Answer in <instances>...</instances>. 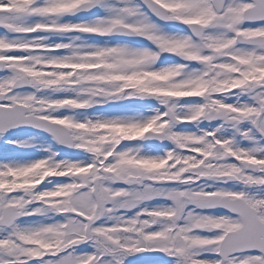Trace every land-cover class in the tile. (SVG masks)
Returning <instances> with one entry per match:
<instances>
[{
	"label": "snow or ice",
	"instance_id": "obj_1",
	"mask_svg": "<svg viewBox=\"0 0 264 264\" xmlns=\"http://www.w3.org/2000/svg\"><path fill=\"white\" fill-rule=\"evenodd\" d=\"M95 7L107 14L91 22H61L66 15ZM153 16L183 24L190 34L164 33ZM244 21H264V0H0V72L5 73L0 76V137L30 125L46 130L61 145L90 154L86 162L56 160L54 153L28 163H0V264H125L129 256L142 253H163L173 264H264V24L243 28ZM41 33L139 36L156 49L78 44L81 36L52 43ZM61 50L65 54H55ZM162 53L201 67L182 63L154 68ZM145 73L177 75L166 85L137 86L133 78ZM209 83L215 86L208 93L170 94L177 89L191 93ZM25 86L35 91H16ZM57 92L69 95L56 97ZM228 96H235L236 102L227 103ZM242 96L247 99L241 101ZM145 97L155 98L165 110L156 109L149 117L84 120L74 114L54 115L61 109L74 113ZM193 97L201 102L179 105L181 99ZM217 119L221 123L211 131H175L178 124L198 126L201 120ZM133 129L134 135H112ZM175 133L186 142L178 145ZM147 138L166 139L175 148L150 156L139 148L118 147L123 141ZM240 140L250 147H240ZM7 143L29 146L15 139ZM192 158L202 166L185 169L183 161ZM40 166L54 173L39 184L18 179ZM217 166L236 175L206 174ZM50 177L69 180L39 190ZM230 181L243 185L242 190H208ZM111 182L128 187L113 188ZM168 182L176 187H163ZM65 192L71 196L57 203ZM216 193L226 194L221 207L228 215L195 211L216 208V199H209ZM154 198L172 203L142 207L131 218L114 215ZM49 212L62 220L35 227L17 223L21 217ZM104 216L115 223L97 224ZM201 231L214 235L203 237ZM89 243L93 251H77ZM206 253L211 257L204 258Z\"/></svg>",
	"mask_w": 264,
	"mask_h": 264
},
{
	"label": "rangeland",
	"instance_id": "obj_2",
	"mask_svg": "<svg viewBox=\"0 0 264 264\" xmlns=\"http://www.w3.org/2000/svg\"><path fill=\"white\" fill-rule=\"evenodd\" d=\"M109 3H112V0H108ZM99 12L101 13L100 15L102 16H97L93 19H90V21L88 22H91L95 19H97L98 17H104L107 13L105 11L104 8H101L100 7V10ZM61 22H71V21H67V20H61ZM161 29V28H160ZM162 32L164 33H167V34H179V35H184L182 33H174L173 31H170V30H163L161 29ZM220 31V30H219ZM67 43V42H66ZM79 44V43H78ZM116 45H122V46H126L124 44H120V43H111L110 46H116ZM130 48V46H127ZM134 48V47H133ZM135 49V48H134ZM145 49V48H143ZM63 55V54H61ZM164 66H169L168 64H162V65H154V68H160V67H164ZM192 69V68H191ZM175 80L174 77H169L167 80H143L142 82L140 83H137L136 82V85L137 86H144V85H147L149 87H157V86H161V85H166L168 84L169 82ZM17 92L23 94V93H27V92H33L32 89L30 90H27V89H22V90H16ZM65 95H69V93H66V92H57L55 93V96L56 97H62V96H65ZM132 100V99H131ZM129 99H125V100H120V101H113L114 102V105L109 107L107 106L108 103L112 102H108V103H102V104H97L95 106H101V105H104V106H107V108L99 111V112H88L87 110L89 109H84V110H76L75 113H70V112H67V111H57L56 113H54V115L56 116H63V115H69V114H74L75 117L79 120H84V119H94L96 117H106V118H111V117H149L151 116V112H149L147 115L144 114V113H139V112H136V111H133V110H121L118 108V105L123 103V102H128V101H131ZM117 104H116V103ZM193 103H196V102H179V105L180 106H186V105H189V104H193ZM116 104V106H115ZM155 107H152L151 110L153 111ZM178 109L180 110V108L178 107ZM221 123V122H220ZM219 123V124H220ZM195 125V124H194ZM218 125V124H217ZM217 125L214 127L216 128ZM200 130H207L206 128H200ZM212 130V129H211ZM122 132V130H119ZM125 131V130H124ZM175 131L177 132H184V133H194L191 129L187 128V129H183V130H179V129H175ZM126 132V131H125ZM231 132V129H228L225 131V134H229ZM128 134V132H127ZM112 135H115L116 137H118L116 135V131H114L112 133ZM129 135V134H128ZM219 135V133H218ZM8 139H15V140H18V141H24L26 142L29 146H25V147H20V146H15L17 148L16 151H11L7 156H0V163H8V162H14V163H28V162H31V161H35V160H39V159H42V158H47L49 156H51L52 154H54V150L53 148L50 146L49 144V141H48V138L46 136H41L40 140L34 138L32 136V134L30 133H25V134H19L15 137H9V138H4L3 140L5 142H7ZM240 143V142H239ZM240 145V144H239ZM121 150H125V149H129V148H132V149H135V148H139L140 149V152L141 154L143 155H150V156H160V155H157L155 153H152L151 151H149L148 149L142 147L141 145L139 144H136V143H133V142H129L128 143H121V145L118 146ZM240 147H245L243 145H240ZM41 148L43 150V152H41ZM175 146L171 147V148H168V149H174ZM0 149H2V146L0 145ZM168 149H165V152L166 150ZM54 159L56 160H67V161H85L83 160L82 158L80 157H68V156H60V157H57V156H54ZM186 161V162H185ZM183 161V164H184V167L185 169L187 170H192V169H195V168H199L202 166V162L201 161H197L195 160V158H192L190 160H185ZM86 162V161H85ZM150 166V165H148ZM174 167V166H173ZM220 166H217L215 168V170L211 171V172H208L206 174H212V175H218V174H221V173H226V172H229V170H233V169H228V170H224V169H220L219 168ZM163 169H169V166L168 165H164L162 166ZM46 169V168H45ZM40 171L39 169L38 170H34L32 172H28L27 174V177L25 176H19L18 179L25 183V179H36L38 178V176L36 175V173ZM68 177H66L62 182H58L56 179L50 181V178H48L46 180V182H43L42 184H40L38 186V189L39 190H44V189H51L53 188L55 185L57 184H62V183H65V182H68ZM49 181L51 183H49ZM202 183V182H200ZM198 183L197 185L195 186H199ZM212 182L209 181V184H211ZM111 187L113 188H117L119 189V187H116L115 185H111ZM163 187H176V184L175 182H168L166 184L163 185ZM215 187H223V188H228L230 190H236L234 189L232 186L230 185H227V186H222L220 183H218L217 185H214L213 188H209L208 190H214ZM217 194H220V193H216L215 195ZM62 199L60 200H57V203H64L65 202V198H69L71 196V193L70 192H65V193H62V194H59ZM162 199V198H161ZM209 199H212V197H209ZM162 200H165V199H162ZM164 206H168L167 203H156L155 205H151L149 206V208H155V207H164ZM215 206V205H214ZM202 213V212H201ZM212 214H208V215H214V216H219L217 215V212L214 210L211 212ZM203 214V213H202ZM41 215V214H40ZM99 221H97L96 223L97 224H104V225H111L113 223H108L106 221H103L101 220L100 223H98ZM36 222H28V221H23L22 223H20L19 225L21 227H27V226H30V227H35L34 224ZM115 223V222H114ZM229 228H232L231 226H229ZM199 235H201L200 233H198ZM203 236V235H201ZM205 237V236H203ZM78 252H91L89 250V248H86V249H80L78 250ZM206 254H204V258H210L211 257V254L208 255V257H205Z\"/></svg>",
	"mask_w": 264,
	"mask_h": 264
},
{
	"label": "clouds",
	"instance_id": "obj_3",
	"mask_svg": "<svg viewBox=\"0 0 264 264\" xmlns=\"http://www.w3.org/2000/svg\"><path fill=\"white\" fill-rule=\"evenodd\" d=\"M175 75L177 74H171V73H145L142 77L138 76V77H134L133 79L135 80V82L140 83L143 80H167L169 77H175ZM208 87V85H197L193 91L191 93H184L181 92L179 89H177L176 91H174L173 95H187V94H200L201 92H203L206 88ZM210 111L212 110L211 107L209 109ZM126 132H128L129 135H134L136 133V130H125ZM174 135H176L179 139H178V145L181 142H186V138L180 134V133H175ZM186 162V161H185ZM177 163H180V161H177ZM174 166V165H173ZM39 170L36 175L38 176V178L36 179H25V184L28 183H35V184H39L40 182L43 181V179L54 173V170L50 171L48 169H45L43 166L39 167ZM28 172H24V173H20L21 176H25L27 177Z\"/></svg>",
	"mask_w": 264,
	"mask_h": 264
}]
</instances>
